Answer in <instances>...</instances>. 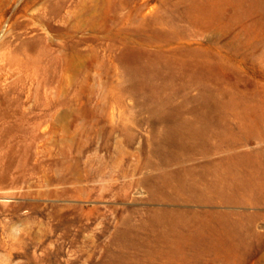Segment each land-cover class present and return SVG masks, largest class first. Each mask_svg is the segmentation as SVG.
<instances>
[{"label":"rangeland","instance_id":"obj_1","mask_svg":"<svg viewBox=\"0 0 264 264\" xmlns=\"http://www.w3.org/2000/svg\"><path fill=\"white\" fill-rule=\"evenodd\" d=\"M0 264H264V0H0Z\"/></svg>","mask_w":264,"mask_h":264}]
</instances>
